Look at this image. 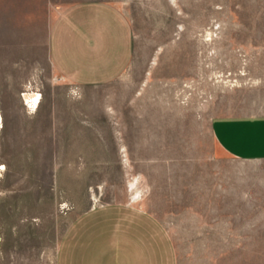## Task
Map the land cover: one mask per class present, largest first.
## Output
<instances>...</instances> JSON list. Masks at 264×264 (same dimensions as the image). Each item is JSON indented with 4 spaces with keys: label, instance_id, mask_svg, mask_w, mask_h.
Returning <instances> with one entry per match:
<instances>
[{
    "label": "rangeland",
    "instance_id": "rangeland-1",
    "mask_svg": "<svg viewBox=\"0 0 264 264\" xmlns=\"http://www.w3.org/2000/svg\"><path fill=\"white\" fill-rule=\"evenodd\" d=\"M92 1L126 14L134 53L78 85L50 39ZM231 111L264 113V0H0V264H56L74 217L115 202L160 219L178 264H264V160L210 129Z\"/></svg>",
    "mask_w": 264,
    "mask_h": 264
},
{
    "label": "crops",
    "instance_id": "crops-1",
    "mask_svg": "<svg viewBox=\"0 0 264 264\" xmlns=\"http://www.w3.org/2000/svg\"><path fill=\"white\" fill-rule=\"evenodd\" d=\"M126 14L105 1L77 3L56 20L50 56L57 72L78 85L110 82L132 62ZM219 148L238 160H264V113L231 111L210 123ZM56 264H178L172 237L152 212L132 203L95 205L64 232Z\"/></svg>",
    "mask_w": 264,
    "mask_h": 264
},
{
    "label": "bare ground",
    "instance_id": "bare-ground-1",
    "mask_svg": "<svg viewBox=\"0 0 264 264\" xmlns=\"http://www.w3.org/2000/svg\"><path fill=\"white\" fill-rule=\"evenodd\" d=\"M28 99H31V101L34 103L37 100V95L35 93L26 94ZM32 105V104H31ZM34 105V104H33ZM134 186V184L132 185ZM141 198V194L137 192V194L134 196V200H138Z\"/></svg>",
    "mask_w": 264,
    "mask_h": 264
},
{
    "label": "built area",
    "instance_id": "built-area-1",
    "mask_svg": "<svg viewBox=\"0 0 264 264\" xmlns=\"http://www.w3.org/2000/svg\"><path fill=\"white\" fill-rule=\"evenodd\" d=\"M2 177V170L0 169V178Z\"/></svg>",
    "mask_w": 264,
    "mask_h": 264
}]
</instances>
